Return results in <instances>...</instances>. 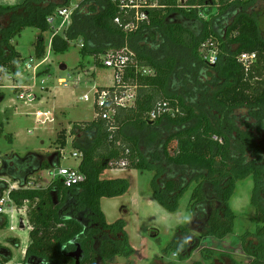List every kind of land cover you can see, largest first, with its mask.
<instances>
[{"label":"trees","instance_id":"1","mask_svg":"<svg viewBox=\"0 0 264 264\" xmlns=\"http://www.w3.org/2000/svg\"><path fill=\"white\" fill-rule=\"evenodd\" d=\"M69 1L0 3V75L24 72L26 61L13 41L26 27L41 30L35 55L45 58L42 35L49 28L54 33L56 22L52 27L48 19H55ZM206 1L213 6L204 7ZM189 5L159 0V6L147 9V21L126 32L115 22L118 16L123 24L127 19L113 0H82L64 34L53 35L55 52L64 54L71 43L80 41L82 58L92 56L101 66V55L128 46L136 63L150 67L152 73L143 74L134 61L122 78L123 84L136 86L134 104L116 107L110 120L97 115L93 121L73 123V146L83 153L78 169L84 181L67 187L57 177L46 188L30 185L38 182L33 176L39 171L61 166V152L68 144L65 129L58 133L60 150L52 160L33 151L1 157L0 171L19 184L10 192L11 200L18 209L29 203L30 242L21 264H77L70 254L78 243L84 250L78 264H106L133 252L125 222H108L101 206L103 198L124 195L129 189L125 178H102L122 161L130 168L155 172L153 197L170 211L178 209L180 199L194 185L188 209L203 223L197 237L188 224L180 227L166 249L180 259L189 258L202 238H224L234 232L237 215L230 200L237 183L252 176L251 204L256 209L252 221L257 227L240 238L244 253L253 258L251 264H264V14L260 11L264 0H190ZM208 39L220 47L215 65L203 57L202 44ZM243 53L256 54L249 68L239 61ZM4 96L0 88V99ZM163 101L179 112L149 120V113ZM3 134L1 123L0 137ZM11 185L0 181V198ZM8 225L7 216L0 215V230ZM191 244L193 251H184ZM203 252L212 258V250ZM12 259L11 249L0 243V264Z\"/></svg>","mask_w":264,"mask_h":264},{"label":"rangeland","instance_id":"2","mask_svg":"<svg viewBox=\"0 0 264 264\" xmlns=\"http://www.w3.org/2000/svg\"><path fill=\"white\" fill-rule=\"evenodd\" d=\"M81 2L82 0H70L67 8L74 11ZM260 7L264 14V6ZM262 17L264 19V16ZM71 19L72 14L68 18L56 16L54 33L51 28L43 33L47 45L45 58H48L44 64H40L41 60L35 55L40 29L26 27L14 39V46L31 68L25 66L24 72L17 76L8 73L0 75V88L5 94V100L0 102V123L5 127L4 134L0 137L1 155L13 152L25 155L29 150L46 152L58 149L57 128L58 130L66 128L70 134L67 146L62 149L61 165L68 168L78 167L81 159L73 153H79L80 150L73 146L71 124L96 118L93 92L96 88L112 86L114 73L104 64L102 67L92 56L82 58L79 51L80 41L71 43L69 51L64 54L57 53L51 48L53 35L56 33L63 35ZM103 56L98 59L101 63ZM93 71L96 72V77L92 76ZM16 87L30 88L22 91L26 94H35L34 99H20L19 92L15 91ZM87 93L91 94V99L84 101L82 97ZM47 108L53 110L50 116L45 111ZM217 122L215 120L216 124ZM11 134L14 136L13 141L9 139ZM112 167L105 171L102 178H125L129 182V189L124 195L103 198L102 208L108 222L121 219L125 222V230L133 252L129 255H118L106 264H170V262L195 264L198 261L202 264H251L253 258L244 253L240 236L247 230L254 232L257 227L252 221L256 215V209L251 204L254 187L252 176L237 183L230 200L231 207L237 215L234 232L224 238L206 236L189 258L180 259L175 255V251H166L177 237L180 227L188 224L197 237L203 223L202 218L195 220L188 209L194 185L192 184L180 199L178 209L170 211L152 198L151 181L155 175L153 170L135 169L128 165L124 167L121 162L114 163ZM53 174H56V171L52 169L40 172L38 183L41 188H46L50 184ZM0 181L10 180L0 176ZM21 218L23 214L18 209L16 219L18 224L15 230L9 223L8 228L0 231L2 243L9 244L13 238L26 237L24 229L20 227ZM193 247L194 244H191V248L184 251L192 252ZM12 249L14 256L9 264H18L22 261V247L12 246ZM204 249L213 251L209 253L212 258L207 257Z\"/></svg>","mask_w":264,"mask_h":264},{"label":"built area","instance_id":"3","mask_svg":"<svg viewBox=\"0 0 264 264\" xmlns=\"http://www.w3.org/2000/svg\"><path fill=\"white\" fill-rule=\"evenodd\" d=\"M189 1L190 0H177V3L178 6L190 7ZM227 1L233 2L236 0ZM113 2L118 5L125 20L127 19V22L123 24L122 18L118 16L115 19V22L122 25L126 32H133L137 30L143 22L149 19L147 9L159 6V0H113ZM203 6L211 7L213 6V4L208 3L206 1ZM193 7H201V5H193ZM72 13L73 10L64 8L58 11V16H64L65 18H68ZM201 17L207 18L204 14H201ZM54 20V17H52L48 19V22L52 24L54 23ZM202 53L206 63H208L209 65H215L219 61L220 47L215 41L208 39L205 43L202 44ZM102 59L105 67L111 68L113 70L114 84L112 86L96 88L93 92V102L97 110L96 114L100 115L103 119L110 120L112 118V115L116 111V107H130L135 102L136 86L123 84L122 78L126 68L135 61L136 57L135 54L127 48L124 51L107 53L102 57ZM255 59V53H243L239 56V61L246 68H249L250 65L255 61ZM25 66L28 69L31 68V65L27 62L24 63V69ZM134 66L143 74L152 73L150 67L140 66L136 63V61ZM18 88L20 89L18 91L20 99H34L35 94H26L25 92H23L24 89H27L26 87ZM83 98L85 101H89L91 99V96L89 94H85ZM178 112L179 108L174 109L168 101H163L160 102L157 107L149 113L148 119L155 120L164 114H170L171 116H175ZM113 128L114 127L112 126V129ZM73 155L81 159L83 153L80 151L79 153H73ZM121 164L124 167L127 166L126 161H122ZM54 171H56V174H53V177L60 178L67 187H71L85 180L84 174L80 172L78 167L68 168L61 165ZM15 188L16 186L12 184L10 188L0 198V215L7 216V218L9 219V223L12 225L11 227L13 229L18 224V222H16V213H18V208L11 200L10 192ZM21 220L23 222V218H21Z\"/></svg>","mask_w":264,"mask_h":264},{"label":"crops","instance_id":"4","mask_svg":"<svg viewBox=\"0 0 264 264\" xmlns=\"http://www.w3.org/2000/svg\"><path fill=\"white\" fill-rule=\"evenodd\" d=\"M23 0H0V3L1 4H9V5H14V4H19V3H21ZM80 51V50H79ZM47 59L48 58H45V59H43V60H41V62H40V64H44L46 61H47ZM95 60V59H94ZM63 67V66H62ZM103 67V66H102ZM63 68H66V67H63ZM90 74H91V71H90ZM92 76L93 77H96V72L95 71H93V73H92ZM27 89H29V88H27ZM48 89V91H50V89L49 88H47ZM87 94H89V93H87ZM89 95H91V94H89ZM82 99L84 100V98L82 97ZM5 100V96H4V98H2V99H0V102H3ZM85 101V100H84ZM64 109V108H63ZM65 109H67V108H65ZM46 112H48V115L50 116L51 115V113H52V111L53 110H50L49 108H47L46 110H45ZM97 116V115H96ZM60 118V112H59V117H58V119ZM91 121H93V120H91ZM59 122V121H58ZM75 122H89V121H75ZM74 123V122H73ZM73 123L71 124V126L73 125ZM1 124V123H0ZM59 124V123H58ZM4 125V124H3ZM63 129H65L66 130V128H62V129H60V130H58V128H57V133H56V139H57V136H58V133L61 131V130H63ZM4 131H5V127H4ZM67 131V130H66ZM68 134H70V131L68 132L67 131V135ZM12 135V134H11ZM12 139H14V136L12 135ZM68 139H69V137H68ZM13 141V140H12ZM69 141V140H68ZM58 146V145H57ZM56 146V147H57ZM60 149H54L53 151H46V152H39V151H36V150H29V151H33V152H35V153H37V154H39L41 157H43V160H47V158H49L50 160H52L53 159V157L54 156H57V154H58V151H59ZM14 154H16V153H19V152H13ZM13 153H11V154H13ZM21 154V153H20ZM49 154H51L50 156H49ZM5 155H7V154H5ZM22 155V154H21ZM61 155H62V152H61ZM4 155H1V153H0V165H1V157H3ZM62 159V158H61ZM61 159H60V164H61ZM56 160H58V159H56ZM1 167V166H0ZM0 170H1V168H0ZM54 171V170H53ZM40 172L41 171H39L37 174H35L34 176H33V179H36L37 181H39L38 179H40L38 176H39V174H40ZM0 176L2 177H5L7 180H10V181H7V182H9V183H11L12 181H11V175L10 174H8V173H6V172H2V171H0ZM42 178V177H41ZM54 179V177L52 178V180ZM51 180V181H52ZM51 183V182H50ZM12 184H14L15 186H16V188L15 189H18L19 188V184L17 183V182H14L13 181V183ZM31 186L32 187H34V188H41L40 187V184L38 183V182H33V183H31ZM49 186V185H48ZM47 186V187H48ZM152 198L155 200V198L152 196ZM27 206H29V203L28 204H26L25 205V208H23V209H21L20 211H21V213L23 214V222H22V220H21V228L22 229H24V234H25V238H21V237H19L20 239L18 240V242L16 243V241L14 240V239H16V238H13V239H11V242L9 243V244H4V243H2L1 241H0V243L3 245V246H6V247H9L10 249H11V251H12V253H13V256H14V252H13V249H12V246H15V247H17V248H19V247H22V261H23V259H24V256H25V252H26V248H27V246H28V244H29V242H30V237H29V232H30V229H31V226H30V224H29V221H28V217H27ZM101 206H102V200H101ZM103 209V208H102ZM104 211V210H103ZM25 213V214H24ZM17 214V213H16ZM14 223H15V221H14ZM9 227V226H8ZM4 230V229H3ZM14 230H15V228H14ZM0 231H2V230H0ZM21 261V262H22ZM21 262L20 263H18V264H21ZM10 262H8L7 264H9Z\"/></svg>","mask_w":264,"mask_h":264},{"label":"water","instance_id":"5","mask_svg":"<svg viewBox=\"0 0 264 264\" xmlns=\"http://www.w3.org/2000/svg\"><path fill=\"white\" fill-rule=\"evenodd\" d=\"M84 250L80 243L77 244V248L70 254L73 258L76 259L77 264L79 263L80 258L83 256Z\"/></svg>","mask_w":264,"mask_h":264}]
</instances>
